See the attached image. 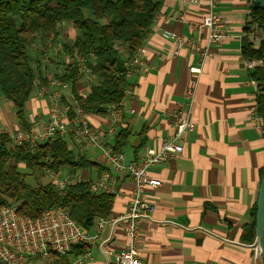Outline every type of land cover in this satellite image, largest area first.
I'll list each match as a JSON object with an SVG mask.
<instances>
[{
  "label": "crops",
  "instance_id": "obj_1",
  "mask_svg": "<svg viewBox=\"0 0 264 264\" xmlns=\"http://www.w3.org/2000/svg\"><path fill=\"white\" fill-rule=\"evenodd\" d=\"M215 4L223 35L208 43L207 30L187 25L202 20L205 0L162 1L139 47L141 65L128 79L132 93L124 100L123 120L110 141L113 148L120 142L118 149L126 161L137 158L145 147L157 148L173 133L167 116L179 105L195 126L185 135L177 158L148 170L161 186L145 187L154 210L151 219L140 224V264H262L251 233V212L264 167V135L251 117L249 82L254 68L246 66L249 59L243 51L250 12L247 0H215ZM64 29L72 40V26ZM171 33L207 48L209 55L201 58L188 48H177L168 37ZM188 90L192 96L186 95ZM44 106V101L31 98L25 117L45 119ZM103 115L91 114L90 124L102 127ZM16 125L15 119L8 129ZM88 158L96 166L80 171L94 179L101 162L96 153ZM118 189L109 218L125 212L132 184L121 180ZM110 233L108 257L94 246L92 259L80 264L113 261L125 239L118 226L107 227L102 237ZM76 258L69 253L54 264H79Z\"/></svg>",
  "mask_w": 264,
  "mask_h": 264
},
{
  "label": "built area",
  "instance_id": "obj_2",
  "mask_svg": "<svg viewBox=\"0 0 264 264\" xmlns=\"http://www.w3.org/2000/svg\"><path fill=\"white\" fill-rule=\"evenodd\" d=\"M205 1L207 12L202 20L197 23L189 22L187 25L189 29L200 32L207 30L208 43H213L223 35V25L221 16L214 10L215 0ZM247 2L251 12L252 0ZM168 37L179 49L188 48L201 58L209 55L207 48L200 47L184 36L171 33ZM64 40H69L64 27L49 32L42 38L36 33L30 35L29 50L34 66L31 98L45 102L46 118L26 116L25 126L0 128V135L7 137L11 147L25 146L31 153L47 142L67 139L70 150L75 151V154L86 157L95 153L98 155L102 170L94 179L80 170L70 172L44 168L43 180L59 195H65L71 185L87 184L91 194L115 197L119 195L121 180L130 181L132 190L128 195L125 212L113 218H97L92 231L82 229L61 206L47 209L34 218L19 213L20 203L0 206V264H54L56 259L69 254L72 246L76 245L85 247V251L76 258L79 264L92 259L90 249L94 246H98L102 254L108 257L106 245L112 240L113 234L110 233L105 238L102 236L107 227L115 226L121 228L125 242L114 254L113 261H108L107 264H140V224L142 220L151 219L154 210V204L145 195V187L161 186L159 180L149 177L148 170L177 158L183 151L185 135L192 132L195 126L185 114L183 106L179 105L167 116L173 126V133L157 148L145 147L144 152L137 158L126 161L124 154L114 150L110 141L123 120L124 100L131 95V89L125 88L122 100L106 108L102 127L91 125L88 118L93 112L83 109L76 97L86 95L95 85V80L77 50H72L71 54L64 51ZM140 52L141 48H138L124 62L126 81L141 65L138 58ZM58 56H62V64L54 71L48 70L44 73L41 81L36 70L37 62L43 68H51ZM68 66L75 68V76L64 80L61 77ZM246 66L251 69L264 68V60H249ZM249 83L253 87L251 117L257 130L262 132L256 98L264 95V82L251 79ZM186 95L192 96V90H188ZM130 113L133 112L130 110ZM254 248L259 253L258 246L254 244Z\"/></svg>",
  "mask_w": 264,
  "mask_h": 264
},
{
  "label": "trees",
  "instance_id": "obj_3",
  "mask_svg": "<svg viewBox=\"0 0 264 264\" xmlns=\"http://www.w3.org/2000/svg\"><path fill=\"white\" fill-rule=\"evenodd\" d=\"M162 1L0 0V96L12 104L17 125L25 126V108L32 97L31 34L42 38L61 27L72 26L75 37L64 40V51L71 54L72 50H77L95 80L89 92L76 99L83 109L103 115L109 105L122 100L124 89L129 87L124 62L151 31ZM250 19L247 25L261 27L264 11L251 8ZM246 26L245 31H248ZM243 51L249 60H264V42L259 50H254L247 39ZM61 61L62 56H58L51 68L41 67L38 61L36 70L41 81L44 73L54 71ZM74 76L75 68L68 66L61 78L69 80ZM250 79L264 82V68H254ZM256 101L264 135V95L258 96ZM7 141L6 136L0 135V206L20 203L19 213L33 218L61 206L87 231L93 230L97 218L111 215L114 197L91 194L87 184L71 185L65 195H59L52 186L39 183L45 167L74 172L96 166L88 157L70 150L67 139L42 144L34 153L25 146L11 147ZM118 146L120 142L114 150L120 151ZM263 170L264 167L260 179ZM27 175L33 177V184L26 180ZM254 227L255 204L251 212L252 234ZM84 251L85 247L76 245L69 253L79 256Z\"/></svg>",
  "mask_w": 264,
  "mask_h": 264
},
{
  "label": "water",
  "instance_id": "obj_4",
  "mask_svg": "<svg viewBox=\"0 0 264 264\" xmlns=\"http://www.w3.org/2000/svg\"><path fill=\"white\" fill-rule=\"evenodd\" d=\"M251 8L264 11V0H252ZM264 24L247 25V39L252 44L254 50H259L264 42ZM257 34V35H256ZM264 90V88H262ZM254 244L259 248V256L262 264H264V170L260 179L259 187L255 202V227H254Z\"/></svg>",
  "mask_w": 264,
  "mask_h": 264
},
{
  "label": "rangeland",
  "instance_id": "obj_5",
  "mask_svg": "<svg viewBox=\"0 0 264 264\" xmlns=\"http://www.w3.org/2000/svg\"><path fill=\"white\" fill-rule=\"evenodd\" d=\"M74 33H75V31H74ZM0 110H2V112H0V127H6L8 129L10 127V125L15 122V116L13 113L12 104L9 101H6L1 96H0ZM21 172H24V171L21 170ZM26 180L29 183H32V184L34 183L33 177L31 175H27ZM38 181L40 184H46V180L45 179L43 180V175H42V177L39 178Z\"/></svg>",
  "mask_w": 264,
  "mask_h": 264
}]
</instances>
